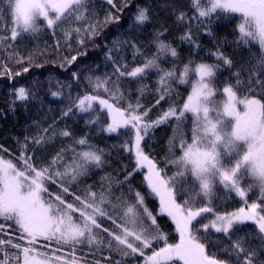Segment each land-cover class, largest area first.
<instances>
[{
	"label": "snow or ice",
	"instance_id": "obj_1",
	"mask_svg": "<svg viewBox=\"0 0 264 264\" xmlns=\"http://www.w3.org/2000/svg\"><path fill=\"white\" fill-rule=\"evenodd\" d=\"M107 3L117 13L120 11L114 0H107ZM191 3L197 13L194 19L199 24L204 21L210 24L213 15L217 19L238 16V41L259 46L261 52L253 58L255 64L250 69L247 83L237 71L231 81L219 87L217 73L221 64L229 67L233 64L219 49L213 54L217 60L215 64L201 62L193 67L194 62L189 60L178 69L175 63L177 49L160 38L163 33H156V52L150 56L141 52L134 41L123 42L132 47L134 60L142 58V63L129 70L126 63H118L111 55L117 50L114 42L106 57L113 62L116 79L107 75L103 78L87 77L93 93L103 91L108 98L92 93L78 95L63 115L68 116L75 108L90 115L89 123H97L100 117L95 105L98 103L110 118L105 129L107 132L117 133L125 129L134 134L131 143L125 142L124 147L134 152L135 166L123 181L118 182L119 185H129L128 194L121 191L120 195L114 196L110 178H106L107 184L99 192L92 191L91 186L84 195L70 191L92 167L98 168L104 163L103 150L91 145L87 138L73 142L82 146L81 151L62 148L46 164L37 166L33 156L27 154L29 140L42 146L57 135L71 137L72 133L57 131L53 124L40 129L34 137H25L17 163L0 156V253L3 254L0 264H81L75 251L84 244L97 250L106 249L109 256L102 257L105 260H112V254L118 255L120 259L112 264H125V258L136 255L143 257L144 264H233L232 258L235 264H264V258H261L264 252V203L254 202L231 213H214L215 218L210 223H201L198 218L202 214L213 213L211 206H197V200L192 196L178 202V197L187 195L185 185L189 181V192L200 201L206 198L208 204L217 185L234 191L241 198L256 187L264 197V79L260 78L264 73V0H191ZM88 4L89 0H0V17L6 9L11 20L10 37L0 36V48L9 59L24 64L25 58L7 42L9 39L15 42L22 34L38 33L43 27L55 30L65 21H75L86 22V26L62 31L66 41L75 33L78 43L83 45L85 37H94L103 25L119 20V16L111 12L102 22L90 20ZM185 17L186 14L180 12L177 20L183 22ZM149 20V9L139 8L130 27L141 28ZM206 30L212 34L210 28ZM180 39L195 44L191 28ZM169 57L173 60L172 67L163 68L161 61ZM76 60L77 56L65 57L61 67ZM27 62L32 63L31 55ZM0 67L3 68L0 75L13 74L6 64H0ZM23 71L28 72L29 68L23 67ZM152 71L158 75L157 105L172 93L173 84L191 86L182 107L170 105L154 121L147 119L150 109L140 111L143 106L139 99L135 105L129 102L127 107H122L125 94L119 87L121 78L140 81ZM14 74L20 75V72ZM72 77L79 79V74L73 72ZM139 91L142 94L144 86ZM218 93L222 99H217ZM15 95L19 101H28L30 93L20 87L15 90ZM51 95L60 97L62 93L57 91ZM187 114L192 118L191 142L180 132ZM170 119L177 122L179 144L175 143V135L170 143L179 148L181 155L169 161L177 171L167 176L145 153L141 142L151 128ZM69 150L72 152L70 160L67 159ZM0 151L7 150L0 146ZM140 170H146V193L134 190L130 183L134 173ZM246 180L251 181L247 190L242 186ZM52 185L57 187V193L49 191ZM151 195L159 199V214L170 217L174 223L179 234L177 243L168 242L157 216L146 206L145 200ZM67 196H71V202L65 198ZM104 220L110 221L114 230L102 227ZM248 221L256 225L257 231L238 235L241 229L237 225ZM210 228L215 233H222L225 239H210ZM253 239L260 241L258 247L252 246ZM40 240L48 242L45 247L53 244L56 247L42 252L37 246ZM159 242H163V246L154 248ZM209 247L214 250L209 252ZM64 248L70 249V259L62 254ZM145 250H151V254L147 255ZM220 252L227 253L230 259L219 258ZM93 264H101V261L96 260Z\"/></svg>",
	"mask_w": 264,
	"mask_h": 264
},
{
	"label": "trees",
	"instance_id": "obj_2",
	"mask_svg": "<svg viewBox=\"0 0 264 264\" xmlns=\"http://www.w3.org/2000/svg\"><path fill=\"white\" fill-rule=\"evenodd\" d=\"M114 2L120 8L118 13L107 3V0H89L90 20L102 22L109 12L118 15L119 20L103 25L99 29L98 35L91 38L85 37L83 45L78 43L75 33L70 40L66 41L62 29L83 27L86 26V22L65 21L55 30L43 27L38 33L22 34L15 42L10 39L7 41L13 44V49L19 56L25 58L24 64H17L14 59H9L6 52L0 48V64H6L13 73L12 75H0V146L7 150L6 152L0 151V156L6 160L13 159V162L17 163L20 146L24 143L25 137H34L40 129L53 124L57 131L67 130L72 133V136L57 135L42 146L35 145L29 140L27 154L33 156V162L37 166L46 164L62 148L70 149L71 147L76 151H81L82 146L73 142L79 138H87L91 145L103 150L104 163L98 168L92 167L87 176L80 178L78 183L73 185L70 191L77 195H84L88 186H91L92 191L99 192L102 187L106 186V178L111 179L114 196L120 195L121 191L128 194L129 185H119L118 182L123 181L125 175L131 172L135 166L133 152L127 151L124 147L125 142L131 143L134 134L125 129H120L117 133L107 132L105 129L110 118L106 110L102 111L100 106H95L96 113L100 117L97 123H89L90 115L80 113L75 108L68 116L63 115L71 101L78 95L92 93L101 98H108L103 91L93 93L87 77L100 76L103 78L107 75L113 80L116 79L113 75V62L106 57L108 50L113 49L114 42H116L117 50H114L111 55L118 63H126L129 70L142 63V58L137 57L134 60L132 47L123 42L134 41L141 52L150 56L156 52L154 43L156 33H163L160 38L177 49L178 58L175 63L178 69H182L189 60L194 62L193 67L201 62L215 64L217 60L213 54L219 49L233 62L231 67L221 64L217 73V83L220 88L225 82L231 81L233 73L237 71L240 72L241 79L247 83L250 69L255 64L253 58L259 56L261 52L258 45H244L238 41L236 16H221L217 19L213 15L210 24L207 21L199 24L194 19L197 13L192 7L191 0H114ZM139 8L149 9L150 20L141 28L130 27ZM180 12L186 14L183 22L177 20ZM10 28L11 20L7 10L4 9L3 16L0 17V36L10 37ZM189 28H191L195 44L180 39ZM206 28H210L211 35L208 34ZM195 45H199V47ZM8 51H12V49H8ZM37 53L41 54L37 55ZM30 55L32 56L31 64L27 62ZM71 56H77V60L71 65L65 64L64 67H61L64 58H71ZM172 64L171 57L161 61L163 68H171ZM23 67H28L29 71L24 72ZM0 72H3L2 67H0ZM16 72H20V75H15ZM73 72L79 74V79H73ZM260 78L264 79V73L260 74ZM157 81L158 75L155 71L150 72L140 81L127 77L121 78L119 87L125 94L121 106L127 107L129 102L135 105L139 99V103L143 106L140 111L150 109L147 119L153 121L164 111H167L170 105H175L177 108L182 107L191 90L190 84H173L172 93L157 105L156 101L159 99V93L156 91ZM141 86H144L142 94L139 91ZM20 87L30 93L28 101L16 99L15 90ZM57 91L62 95L53 97L51 93ZM191 127L192 118L190 114H187V118L180 125V132H183L188 142H191ZM176 129L177 122L175 119H170L151 128L141 142L145 153L157 163L158 168L162 169L167 176H172L177 171L169 161L181 155L179 148H174L170 143L175 135V143L179 144V133ZM71 156L72 152L69 150L67 159L70 160ZM18 166L20 165L18 164ZM144 171L146 170L135 172L130 181L132 188L142 193L148 191L144 181ZM249 183H251L250 180L243 183L246 190ZM190 187L191 182L189 181L185 185L187 195L178 197V202L182 203L184 199L192 196L197 200V206H211L213 213L221 214L234 211L243 202L234 191L217 185L211 203L208 204L206 198L200 201L194 193L189 192ZM49 191L57 193L58 190L55 185H52L49 187ZM247 194L257 203H264V198L261 197L258 188L252 187ZM65 198L69 202L72 200L71 196ZM145 204L157 216V222L167 235L168 242L175 243L178 240V233L170 217L159 214L158 197L148 196ZM198 220L202 223L204 218L200 217ZM102 226L114 230V226L108 220L102 221ZM237 227L241 229L238 235L257 231L253 225L246 223L237 225ZM102 235L107 238L106 233ZM217 237L225 239L222 233L209 232L210 239L214 240ZM44 243L46 241L40 240L37 246L42 247ZM225 243L228 241L225 240ZM251 244L253 247H258L260 241L253 239ZM162 246L163 242L154 244V248ZM213 250L211 247L208 248L209 252ZM96 251L99 253L97 257L86 254L84 256L91 258L92 263L94 260H100L101 264H112V261L120 259L118 255L112 254V260H105L102 257L109 256L108 251L106 249H96ZM145 251L147 255L151 253V250ZM219 258L230 259L227 253L223 252L219 253ZM261 258H264V252L261 253ZM232 259L235 264L234 258ZM125 264H144V259L139 255L127 257Z\"/></svg>",
	"mask_w": 264,
	"mask_h": 264
},
{
	"label": "rangeland",
	"instance_id": "obj_3",
	"mask_svg": "<svg viewBox=\"0 0 264 264\" xmlns=\"http://www.w3.org/2000/svg\"><path fill=\"white\" fill-rule=\"evenodd\" d=\"M237 18H238V16H237ZM240 22V20H239V18H238V22H237V25H238V23ZM223 97L219 94V95H217V99L219 100V99H222ZM110 123V122H109ZM134 138V137H133ZM243 186V185H242ZM242 200L243 201H247V203H245V205L244 206H239L238 208H236L234 211H232V212H235V211H237L239 208H241V207H245V208H247V205H250L251 203H254L255 202V200H251V199H248L247 197H245V198H242ZM231 213V212H230ZM207 214H209V215H211L212 217H210V219H209V216H202V218H204L205 220H204V222H206V223H209L211 220H213L214 218H215V216H214V213H207ZM221 214V213H220ZM171 219V218H170ZM208 219H209V222H207L208 221ZM195 223V222H194ZM245 223H252V224H254L253 222H251V221H248V222H245ZM255 225V224H254ZM256 226V225H255ZM211 229V228H210ZM211 230H213V229H211ZM179 241V234H178V240H177V242ZM176 242V243H177ZM84 246H86V247H88V245L87 244H84ZM89 248V247H88ZM40 251H42V252H47L46 250H40ZM64 254H66V253H64ZM68 257H71V254H66ZM82 264V263H81Z\"/></svg>",
	"mask_w": 264,
	"mask_h": 264
}]
</instances>
